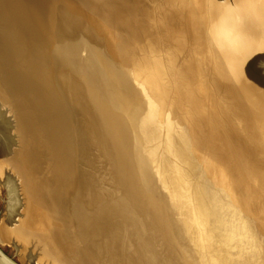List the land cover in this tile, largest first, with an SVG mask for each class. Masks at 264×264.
Wrapping results in <instances>:
<instances>
[{
  "label": "water",
  "instance_id": "1",
  "mask_svg": "<svg viewBox=\"0 0 264 264\" xmlns=\"http://www.w3.org/2000/svg\"><path fill=\"white\" fill-rule=\"evenodd\" d=\"M119 2L122 3L121 6H123V8H125L126 4L130 9L129 11L134 12V18L128 21L132 22V25L134 22V26L136 27L134 33H130L131 27L129 26H124L123 28L119 22L120 19L112 17L109 11L104 15L95 10V8L92 11L90 7H87V3H84L82 6L83 10H86L88 14L94 12V16L96 17L100 14L106 20L104 24L108 30L105 35L108 38L113 39L114 43L117 44L120 49H118V54H113L108 49L105 50L106 57L111 61L110 67H108L107 71H110V73H126L131 77L130 84L134 83L135 86L136 81L142 84L139 76V67H137L139 65L132 63L134 56H128L125 58V55H122L121 41H128V46L131 48H135V44L141 45L143 40L146 37H149L150 34L153 35L154 32L153 29H151L150 32L143 33L140 30L143 29L142 23L137 19L142 17L141 15L143 14V16L149 15V18L155 21L154 25H156V28L154 30L157 35L160 36H156L157 41H159L160 47L170 54L168 58L164 59L165 69L161 70V73L164 71L167 73V76L169 75V82L166 83L164 82L165 80L163 81L162 79V84H165L166 87V94L164 91L166 104L168 106L169 102L172 101L173 106L177 111L182 107H191L186 114L185 110L182 108L181 112H177L176 115H174L176 123L172 121V125L175 127L172 129V133L169 135L168 140L172 147L170 151L171 155H173L175 160L178 162L180 161L181 164L184 165L185 170L183 168L182 171L192 176L193 181L189 185V190L193 192L197 204L199 205L197 207L202 215L200 218L201 221H206V225H208L213 233L214 245L213 248L209 249L210 252H206V255H211L213 264H264V242L260 237L262 235L264 236V232L256 230V226L250 220L249 221L252 225L250 222L249 224L243 223L246 222L244 221L245 217H243L238 209L235 197L232 198L230 192L225 189L223 182L220 180L223 178L221 174L223 173V170L220 169L210 151L205 148V145L200 140L204 129L200 133L194 134L195 129H193L194 125L192 117L198 115V117H196L197 119L205 118L208 122L207 125L209 126V132L212 130L214 132L217 127L220 132L223 131L224 133H228L232 139L241 145H243L242 143L246 144L250 147V152L253 151L250 153L246 149L247 153H250L248 155L251 157L252 161L260 166H264V164L258 163L256 157L260 159L259 155H261L264 159V136L257 138L256 136H253L252 132H247L246 129L245 131L241 130L243 126H240L242 120L239 116L240 112L235 108L234 102H231L227 93V91L231 90L230 87L225 86V82L224 85L218 83L219 80L217 81V74L215 73V69H213L211 62L209 63L208 60L203 57H201L196 64L193 63L192 59L188 60L187 54H184V60L188 62V67H193L196 73H194V77L192 78L193 88L190 90L188 89L190 105H188L189 103L186 105L187 99L181 97L183 93L187 95L184 83L186 81L185 75L188 67H184L185 63L183 65L182 59L176 56V52L172 48V42L166 37L169 35V37L172 38V35L179 36L180 33H183L184 36L183 39H179V41H187V37H192L191 29L196 27L195 25H197L198 22H195L194 17L191 21L188 10V4L190 1L113 0L112 2L110 1L109 5H112V9H114L119 6ZM223 2L224 1L222 0V3ZM225 3L223 6H217V24L213 28V34L214 39H217L219 44L227 51L232 68L234 66L232 63V60L234 59L233 57L238 56L245 59V56L243 51H240L236 46V43H234V40L232 39L233 35L229 28L234 19L235 6H226L227 4ZM83 10H80L79 14L82 17L79 18V22H83ZM206 20L207 17H204L202 23H206ZM80 26L81 25L79 24L77 28L80 29ZM65 29L66 31L70 30L68 27H65ZM226 29L230 30L231 34L227 33V35H225ZM100 31L102 32V30ZM100 31H98L93 25H87L86 29L81 32L86 38H81L80 36L78 40L87 39V35H91L90 38H93L95 41V37L101 38V36L98 35ZM122 32H125V35H123ZM105 35L104 37L107 39ZM119 35H122V37ZM87 40H89V38ZM94 41L91 40V42ZM241 62L244 61L241 60ZM220 69L222 70V67H220ZM220 75L223 79L228 80L229 73L222 72ZM71 77L74 82L76 81L75 84L77 85L75 86L76 95L74 94L73 98H77L78 101L80 95L82 94L81 96H83V93L85 94V92H83V89L77 84L79 80L74 74H71ZM85 87L88 97L90 94L97 95V93H95L97 92L95 91L96 89L92 90L87 86ZM113 87L115 88L114 84ZM136 87L138 90L141 89L142 95L146 98V94L142 91V88L138 85ZM104 93L108 92L105 91ZM24 94L25 93H23L22 96ZM137 94L138 93L136 92V95ZM137 96L139 98V95ZM11 98L14 100L13 97ZM17 100L19 102V98H17ZM197 103H200L199 105L201 106V109H198V114L195 116ZM11 104H15L14 106L19 107L17 102ZM104 105L105 103L101 102L100 106L102 107ZM158 106L160 107V104ZM123 107L125 108V105ZM165 113V116H163L161 109H158V115L161 117L160 119H162V117L166 120L169 119L166 109ZM104 115L108 118L110 125L114 127L111 132L113 137L109 139L106 137L103 145H98L92 140L90 143L94 146L92 159L82 161L84 157L81 155L78 169L80 176L82 175L81 172L92 174L96 187L95 190L99 196L104 195L102 190L106 188L107 191H105V194L107 204L111 205L109 207V215H111L112 218L110 223L111 226L109 225L111 228L108 234L111 233V235L114 234L119 236H111L110 239V237H106L102 234L104 229L103 223L98 224L102 219L97 213H95L96 210L90 209L86 202L79 200L77 205H75V210L78 212L77 215L80 217L81 221H77L76 224L79 226L81 222L83 223V217L88 216L93 223L90 229H93L94 231L91 239H89L85 237L84 232H88L90 229H85L86 227L82 226V229H85L86 231L80 232L76 228L79 241L83 244L84 250L92 255L99 264H124L125 259L127 258L125 254L129 251V246L132 242L131 239L134 241L139 239L138 248L136 249L137 258L133 261V264L148 263L146 258L151 255V252L144 244L147 243V241L152 243L154 249L166 256V258L171 261V264H196L194 258H192V261H186L187 255L184 254L183 250L175 248V236L173 232L176 222L175 219L178 221L177 212L172 210L168 201L164 199L162 200L163 202L160 201L159 198L157 199V195L146 187L147 184L143 180V176L140 172L141 166L139 165L141 160H147L146 155L137 154V152H135V144L131 145L130 143L129 145L130 135L127 132L128 130L126 131L125 114L120 113L117 114V116L108 113L107 115ZM180 121L182 122V126H179L180 124H178ZM214 122L216 124H214ZM105 128L102 129L101 127V132L105 131ZM119 132H125V139L123 136L121 137V133ZM87 137L89 138V135ZM179 142L182 145L181 149H179ZM185 145H187V148ZM256 146L257 149H252ZM259 150L261 151L259 155H253V153H259ZM91 160L93 161V164L90 163ZM260 161L263 162L261 159ZM143 164L146 165L147 163L143 162ZM63 165L59 168L60 172L61 170L67 171L68 165L66 164L65 168H61ZM51 169L52 167L47 165L48 175L50 173L49 170L51 171ZM54 174H57L56 171H54ZM79 177H77L78 181ZM162 181H165L166 183L167 180L165 176L162 178ZM187 182H189L188 179H186V183ZM50 187L53 189L52 184H50ZM172 187H175L174 184H172ZM57 192L59 193L60 191ZM114 196L117 197L115 200H113ZM164 201L167 206L164 204ZM150 205H153L154 207L152 208ZM114 213L118 218L114 219ZM73 220H75L74 217ZM172 221L175 222L173 223ZM117 225H120V228L117 227ZM81 237H85L86 239L83 238L82 240ZM96 238L98 239V242H96ZM142 239L146 240L143 241ZM104 243H106V245H104ZM88 244H90V246ZM103 246L105 249L102 250L101 248ZM174 250H176V254ZM117 254L119 256H117ZM0 256L10 264H17L9 258L1 248ZM106 258H108L109 261H106ZM216 258L218 259L217 262ZM120 259L121 261L119 262Z\"/></svg>",
  "mask_w": 264,
  "mask_h": 264
},
{
  "label": "rangeland",
  "instance_id": "2",
  "mask_svg": "<svg viewBox=\"0 0 264 264\" xmlns=\"http://www.w3.org/2000/svg\"><path fill=\"white\" fill-rule=\"evenodd\" d=\"M90 1L93 2V0H5L9 10L14 12L16 17L26 20L29 27L32 29L38 28L45 21L57 19H65L72 23H81L79 22V18H81L79 13L80 10H83L82 5L87 3V7H89ZM110 1L112 2L113 0H101L100 2L102 3L97 5L95 10L104 15L109 11L112 17L120 19L119 22L123 28L124 26H129L131 27L130 33H133L136 28L134 22L132 25V22L128 21L134 18V12L129 11L130 9L126 4L125 8H123L121 2H119L117 8L112 9V5H109ZM189 1L188 10L191 21L194 17L195 22H198L197 25H195L196 27L191 29L192 37H187L188 41H179V39H183V33H180L179 36H173L171 34L172 38H170L169 35L166 37L172 42V48L175 50L176 56L182 59L183 65L185 63L184 67H188V62L184 60L185 53L188 56V60L192 59L193 63L196 64L197 61L203 57L207 59L209 63L211 62L213 69H215V73L217 76L219 75L218 77L221 81L219 80L218 83L224 85L225 82V86L231 85H229V80L222 79L223 77L220 75L222 72L230 73L231 69L228 53L224 47L219 44L217 39H214L213 34V28L217 24L216 9L219 6H223L226 2V6H235V15L238 16L241 14L238 20L242 24L246 22V18H248V22L255 23L257 26V43L259 47L257 60L258 63H260V68H257V80L259 93L264 97V77H262V75H264V17H262V19L257 17L256 6H254L253 3L255 0H223V3L222 0ZM83 11L85 13L83 16H87L83 18V21L89 20L98 31L102 30L98 35L101 36V40L103 39L102 41H104L103 44L97 45L95 44L96 42L93 43L85 39L88 46H95L97 48L99 46L102 49H108L113 54H118V45L114 43L113 39L105 35L108 30L104 24L106 20L100 14L97 18L92 13L90 15L86 10ZM6 12L7 9L2 10L0 8V27L3 28L11 24V19L6 16ZM244 12L248 14L247 17ZM235 15L234 17H236ZM141 16L145 19L142 17L137 19L142 23L143 29L140 30L142 32L145 31L143 33L150 32L153 26L149 24L150 22L152 24L153 20L149 19V15L143 16L142 14ZM204 17H207V20L206 23L203 24L202 20ZM235 20L234 18L232 23H234ZM143 22L144 24L146 22L147 25H144ZM230 30L233 35L232 39L234 43L237 44L236 33L232 28H230ZM230 30L226 29L225 35H227V33L231 34ZM154 31L155 30H153V32ZM122 34L125 35V32H122ZM119 36L122 37V35ZM156 36L160 37L155 32L153 35L150 34L149 37L143 40L141 45L135 44V48L146 50L150 47H156L163 50V52H167L160 47ZM2 45H4V42H0V52H2ZM124 45L125 40H122L121 47L123 48ZM167 57H169V55H167ZM233 58L237 60L238 56ZM234 59L232 61H235ZM237 63L238 66L236 70L239 71L237 74L242 77H248L247 73H244L241 68L242 63L239 60ZM220 67H222V70ZM26 69L27 68L23 65L14 64L11 54H7L6 57L0 56V142L6 146L10 145L13 149L14 153L12 152V154L14 156L15 166L17 167L14 176L6 172L2 176L0 175V227L4 225L8 226L16 218L25 216L27 219L26 224L27 227H30L29 230L31 234L30 237L27 238V241H24L26 240L25 237V239L18 237H12L8 240L0 239V248L17 264H99L92 255L84 250L83 244L79 241L78 234H76V229L71 228L68 230V217L66 216L68 214V208L61 194L57 192L59 189L56 187L59 180V168L54 164L55 161L53 162L52 158V152H56L43 135L46 123L54 125V115L50 105L38 94L29 89L26 80L28 77L22 74ZM189 69L190 67L187 68V72ZM63 71L69 73L66 68H63ZM192 75L194 76V73H192ZM81 85L82 82L79 86L81 87ZM82 89L83 92L86 90L83 86ZM230 89H232L231 86ZM23 93L25 94L22 96ZM81 95L80 99H82V103L86 107L84 108L87 110L85 113H88L86 115L85 113L83 114L84 118L86 120L88 118L89 120V117H91L90 120L93 121L95 125V134L96 129L101 132V119L97 116L98 113L94 106L91 105L87 94L83 93L86 97ZM11 97H13L14 100ZM17 98H19V102ZM86 100L88 101L87 104ZM13 102H17L19 107L14 106L15 104H11ZM78 106L80 109L83 107L82 104ZM90 106L92 107L88 109ZM4 142H6V144ZM234 143L239 144L235 140ZM228 149L230 150V148ZM244 150L247 153L245 148ZM230 151L232 152L231 157L228 158L225 169H222L223 173L221 174L223 178L220 180L223 182L225 189L230 192L232 198L235 197L238 209L243 217H245L244 221L246 222L243 223L249 224V222L252 221L256 226V230L264 232V227H262L264 226V188L260 184L257 186V182H253V180H242L241 173H239L236 168L233 169V166L235 167V161L239 163V159L233 155L234 152L232 150ZM245 155L249 159V162L251 161L250 164L253 163L248 153ZM66 160V164L68 165V159ZM256 161L260 164H264V159L262 162L256 157ZM77 162L78 164L80 163L79 158ZM47 165L52 167V172L49 170V175L47 173ZM259 170L262 172L259 179L264 182V171H262L264 170V166L259 167ZM54 171H56L57 174H54ZM251 181L253 182V186L251 185ZM50 184H52L53 189L50 187ZM251 188L254 189V192ZM116 198L117 197L114 196L113 200ZM260 207L263 209L262 213H259L260 209L258 210V208ZM116 218L118 217L115 214L114 219ZM260 237L264 242V236L262 235ZM70 238L72 239V252L74 254L68 251ZM138 240L139 239L134 241L131 239L132 242L129 246V251L125 254L127 258L124 264H133V261L137 258L136 249L138 248ZM76 254L78 259L80 258L78 255L82 257L80 258V263L76 261V259H73V255ZM40 258H43V261H41ZM1 259L5 261V259Z\"/></svg>",
  "mask_w": 264,
  "mask_h": 264
},
{
  "label": "bare ground",
  "instance_id": "3",
  "mask_svg": "<svg viewBox=\"0 0 264 264\" xmlns=\"http://www.w3.org/2000/svg\"><path fill=\"white\" fill-rule=\"evenodd\" d=\"M100 1L101 0H93V2L90 1L89 7L91 8L92 11L94 10V8L96 9L97 5L102 3ZM0 2H1L0 8L2 10H6L7 9V3L5 2V0H1ZM253 3H254V6H256L257 17H260L262 19V17H264V0H255V2H253ZM92 14L94 15V12ZM235 14L236 13L234 12V15ZM80 17H82V16H80ZM85 17H87V16L86 15L83 16V18H85ZM139 20H141V19H139ZM146 22H145V24H146ZM63 23H65V22H63ZM47 24H49V22ZM143 24H144V22H143ZM154 24H155L154 20L152 21V24H151V22L149 24V25L153 26L152 27L153 30L156 28V25H154ZM25 25H28V23ZM50 27H51V25H50ZM71 27L72 26H70V28ZM80 27H82V26H80ZM84 27H85V25H84ZM7 28H10V27L8 26ZM25 28H27V27H25ZM24 31H26V30L24 29ZM62 32L66 33L65 30H62V31L60 30L59 36L57 35V36L53 37L51 39V41L49 39L45 40V45L42 46V49H40V50H36L35 45L33 43H31L27 47V52L24 53V51L22 49L20 50L21 45L20 46H19V44H17V46L14 45L13 49L17 47L16 48L17 51L14 49L15 51H14V54L11 55V58L13 59V62L16 65H23L27 69L30 66V68H32V70H33L32 74L35 76L36 82H37V80L39 82H42V84L47 88L46 92L43 95H41L39 93L40 91L34 90V89H37L34 87V84L33 85L30 84L31 81H29V85H28V81H27V85L29 86V89L32 92L38 94L41 98H43L44 101H46V103L48 105H50V107L52 109L55 123H54V125H52L50 123H46L45 128L47 131V137H48V141L50 143V146L56 152V153L52 152L53 162L55 161L54 164H56L59 168L63 164L66 165V162H67L66 159H68L67 169L69 168L70 164H72L70 167L71 173L68 175L70 178H68V179L71 180L70 183L73 182V188H72V192H69V193L71 194V196L73 198L76 195H78L79 200L86 202L90 209L96 210L95 213H97L99 215V217L102 219V221L98 222V224L103 223L104 229H103L102 234H104L106 237H110V239H111V236H114V237L119 236V235L116 236L114 234L111 235V233L108 234V232L110 231V228H111L110 223H111L112 218H111V215H109V213H110L109 207L111 205L107 204V198H106V194H105V191H107L106 188H104L102 190L104 195L99 196L95 190L96 187H95V182H94L92 174H90L88 172H85V173L81 172L82 175L81 176L79 175V169H78L79 164L77 162V159L79 158V160H81V155H83V157H84L82 161H87V160L92 159V151L94 149V146H92L90 144L92 140H94V142L97 143L98 145H101V144L103 145L104 144L103 142H105L106 137L108 139L113 137L111 132H112V129L114 127H112L110 125V123L108 122V118L105 117L104 114L107 115L108 113H110V114L117 115L120 113H124L125 114L126 131L128 130L127 132L130 135L129 136V138H130L129 145H130V143H131V145L135 144V152H137V154H139V155L140 154L146 155L147 160H144V161L141 160V162H139V165L141 166L140 167L141 175L143 176L144 182L147 184L146 187L149 190H151L153 193H155L157 195V199L159 198L160 201H162L163 199L168 201L172 210L174 212L175 211L177 212L178 221H177V219H175L176 222L174 221L175 222V228H174V232H173V234L175 236L174 237V239H175L174 244L176 245L175 248L183 250L184 254L187 255L186 261H188V262L192 261V258H194V261L196 262V264H213V261L211 260V255L210 254H208V256L206 255V252H210L209 249L213 248V245H214L213 233H212V230L209 229L208 225H206L207 222L201 221L200 218L202 217V215L199 212L198 207H197L199 205L197 204V200H196L195 196L193 195V192L191 190H189L190 189L189 185L193 181L192 176H190V175H188L182 171V169L184 168V165H182L180 161L178 162L177 160H175L173 155H171V152H170L172 147L170 145L168 137H169V135H171L172 129L175 127L172 125L173 122L176 123L174 120V115H176L177 112H181L183 107L177 111V109L174 108L172 101L169 102L168 106L166 104V100L164 97V91H165L166 87H165V84L164 85L162 84L163 83L162 79H163V81L165 80L164 82L167 83L169 81V75L167 76V73L164 71H163V73H161V70L165 69L164 61L161 63L163 66L157 62L149 61L151 64H153V65H149V67L150 68H157V69H153V70L150 69V70H152L151 72L141 74L140 68L146 67L143 64H145L146 61H148V59H146V58L142 57V55L140 56L136 53L138 51L142 52L143 50L141 48H138V49L137 48H131L130 46H128V41L125 42V45L122 48V53H123L122 55H125V52L131 53V56H134L133 57L134 59L132 60V62L139 65L137 67H139V72H140L139 76H140V81H142V84L139 83L138 81H136V86L138 85L142 88V91L146 94V98H145L141 93V89L138 90L137 87L134 85V83L130 84V78L131 77L129 75H127L126 73L125 74L110 73V71H107L108 67H110L111 61H109V59L106 57L107 55L105 53L104 48L103 49L101 47L98 48V50L100 51V55H102V59L103 60L105 59L104 61H97L96 60L97 55L94 58L93 54H85V56L82 57L79 47L77 49H75L72 53L64 51L66 49L62 46H66V43H65L66 40L64 37H62ZM143 32H145V31H143ZM154 32L156 33V31H154ZM17 40H19V39H17ZM91 40H93V39H91ZM99 40H100L99 45L103 44V42H104V41H102L103 39L101 40V38H99ZM18 48H19V51H18ZM59 51H61V52H59ZM38 52H40L41 57L45 56V53L47 52L49 58L53 59V60H55V53L56 52L58 53V60L60 61V68L62 70H63V68H66L69 73H57V75L59 76V74H60L59 77H60L61 86L63 85L64 89L68 90L67 93H70L72 97H74L73 96L74 94L76 95V87L75 86H77V85L75 84L76 81L75 82L73 81L71 74L72 75L74 74V76L80 82H82L81 88H82V86H83V88L85 86H87L88 88H90L92 90L96 89L95 91H97V92H95V93H97V95L90 94L88 99L90 100V102L92 101L95 104L94 105L91 102V105L94 106L96 112L98 113L97 116L101 117L100 122H101L102 129L106 127L105 131L99 132L98 129H96V134L94 133L95 125L93 124V121L90 120L91 117H89L90 118L89 120H88V118L86 120L84 118V115H83L85 113V111H87V110H85L86 107L85 108L82 107L80 109L78 106V105H80L79 102L83 105L82 99H80L78 101H77V98L74 99V108H73L74 110L71 112H69L70 106H68V105H62L64 108V109H62L61 107L60 108L58 107V104L56 106L55 103H52V102H54L52 100H54V98H55V97H53L54 94L57 96L56 89H54L55 92L53 90V87H57L56 80L49 73H48L49 75L47 73H40L38 71V69H36V71H34L35 69H33V62H31L32 59L31 58L29 59L30 54H37L38 55ZM156 52L160 53L164 57V59L168 58L167 55L170 56L169 53L163 52V50H160V49H158ZM258 52H259V47H258ZM138 56L140 58H143V59H140ZM257 57H258V55H257ZM37 66H40V65H37ZM237 66H238V64H237ZM258 67L260 68V63H258L257 68ZM28 70H30V69H28ZM154 72H157V74ZM150 73H154V75L151 76ZM24 74H26V73H24ZM248 76L252 81V76L250 73L248 74ZM185 77H186V79H185L186 81L184 83L185 86H184V84H183V86L186 89L187 95H185L183 93L182 96H184L187 99L186 105L188 103H189L188 105H190V97L188 95V89L190 90L193 88L192 78L194 77L191 73V67L188 70V72L186 73ZM262 77H264V75H262ZM242 79L243 78L241 77V75L237 74L236 72L235 73H229L228 80H229V85L231 84L230 86L232 87V89L229 90V88H228L229 91H227V93H228L229 98L231 99V102H234L235 108L240 112L239 116L244 121V123H242V126L245 127V124H246L245 120L247 118V115H248V113L251 114L252 110L250 112H249V110H246V111L240 110V105H239V102H241L240 97L247 93L244 90L245 88L243 89V87H241ZM244 79H246V78H244ZM218 80H220V78ZM183 81H184V79H183ZM80 82H78L77 84H80ZM244 82H246V81H244ZM248 83L249 82H247V84ZM113 84L115 85V88L113 87ZM248 88H247V91H248ZM84 89H86V88H84ZM250 89H252V88H250ZM105 91L108 93H104ZM84 92L86 94V90ZM136 92L138 93L137 95H139V98L136 95ZM111 93H112V95H111ZM165 94H166V91H165ZM84 97H86V96H84ZM59 98H57V99H59ZM55 101H56V99H55ZM87 102L88 101L86 100V104H87ZM101 102L105 103V105L102 107L100 106ZM59 103H60V101H59ZM52 104H54L57 108L55 109ZM159 104H160V107L158 106ZM199 104L200 103L196 104L197 110L201 109V106ZM124 105H125V108L123 107ZM66 107H67V109H66ZM91 107L92 106L88 107V109ZM141 108H142V110H141ZM159 108L161 109L163 116H165V114H166L165 109L167 110V115L169 118L168 120L164 119L163 117H162V119H160L161 117L158 115V109ZM186 108H183L185 110V114L188 112V110H190L191 107H189V108L186 107ZM70 109H72V108H70ZM83 109H84V111H83ZM253 110L255 112L259 111L257 108H255ZM90 113H91V111H90ZM86 114H88V113H85V115ZM260 115L262 117V115H264V114L262 113ZM196 117H198V116H196ZM196 117H194V116L192 117V122L194 125L193 129H195L194 134L200 133L201 131H203V129H204L203 122L204 121H206V123L208 124V122L205 118L197 119ZM255 117H257V116H255ZM199 120L201 121V123ZM258 121H260V120H258ZM261 121H262V118H261ZM261 121L259 123H261ZM178 124H180L179 126H182L181 121ZM176 129H177V125H176ZM70 130H71V132H69ZM2 132H3V130H2ZM59 132H60V134H59ZM217 132H218V130L215 129L214 132H211L208 135L210 136V138L211 137L213 138V141H216V138H217V140L221 141V143H223V141H224L226 145L225 144H223V145H225L224 148H226V149H224L222 146L220 147L217 144H215L211 147H208L209 143H207L206 131L204 129L200 140L205 145V148L207 150H209L210 152H212L213 154H216V155L219 154V152H220L221 156L219 157V159H220L221 163L226 165V166H227L228 158L231 157V154H232V152L230 150H232L234 152L233 155H235L239 159V164H240L241 170L243 171V177H244L245 181L254 180L255 178H253V177L256 173H258V175L261 176L262 172L260 170L257 172V169H259V167H261V166L256 164L254 161H253V163L255 164V166L253 163L250 164L251 161L249 162V159L245 155L247 153L245 152V150L243 148L245 146L241 145L242 147H240L238 144H235L234 139H231V137L228 133H224L222 131L221 135L219 136V133H217ZM119 133H121V137L123 136V138L125 139V132L124 133L119 132ZM84 134L86 135V137ZM88 135H89V138L87 137ZM103 138H104V140H103ZM4 143L6 144V142H4ZM161 143H162V145H161ZM181 147H182V145L179 142V149H181ZM185 147L187 148V145H185ZM228 148H230V150ZM252 149H255V147ZM10 150H12L10 145L6 146V145L1 144V142H0V160H3L2 157L5 158L6 155L9 154ZM167 152H168V155H167ZM252 152H250V153H252ZM250 153H248V154H250ZM253 155H256V153H253ZM212 156H214V155H212ZM224 157L227 160H224L223 159ZM217 158H218V155H217ZM259 158L261 160H263L262 156H259ZM143 162H145L147 164L144 165ZM58 163H59V165H58ZM90 163L93 164V161L91 160ZM76 164H77V167H76ZM65 165H63V167H65ZM224 169H225V166L223 167V170ZM184 170H185V168H184ZM262 171H264V170H262ZM64 176L67 177V175H64ZM164 176L167 180L166 183H165V181H162V178ZM77 177H79V181H78ZM184 177L186 179H188L189 182L186 183V179ZM59 178H60V174H59ZM185 183H186V185H185ZM172 184H174V186H175L174 188L172 187ZM263 188H264V182H263ZM263 191H264V189H263ZM71 196L68 195L69 198ZM97 198H98V200H97ZM63 201H64L66 206L71 202V200L66 199V197L63 198ZM164 204L166 205L165 201H164ZM150 206L152 208L154 207L153 205H150ZM152 208H149V209H152ZM77 213L78 212H76V214ZM82 220H83V223L81 222L79 226L76 225L78 231L84 232V231H86L85 229H90V227H92L93 223L90 221V218H88V216H84ZM260 220H261V218H260ZM77 221H81L80 217L78 215H76V217H75V222H77ZM20 225H21L20 218H16L8 226H5V225L1 226L0 227V239H1V237H2V239H6V240H8L12 237H16V238L17 237H20V238L25 237L26 240H24V241H27V234H26V232H23L21 234ZM82 226L86 227V228L82 229ZM70 227H71V225H70ZM70 227L68 226V230L71 229ZM117 227L120 228V225H117ZM262 227H264V226H262ZM84 233H85V237L91 239L92 235L94 234V231H93V229H90L88 232L86 231ZM85 237H81L82 240H83V238L86 239ZM28 238H29V236H28ZM142 240L145 241L146 239L145 240L142 239ZM70 242L71 243H69L68 251L70 253L74 254L72 252V247H73L72 240ZM96 242H98L97 238H96ZM120 242H122V241H120ZM144 244L146 245L148 250L151 252V255L148 258H146L148 263H145V264H171V261L169 259H167L166 256H164L162 253L158 252L156 249L153 248V245L151 242L147 241V243H144ZM88 245L90 246V244H88ZM101 245H102V243H101ZM104 245H106V243H104ZM101 249L102 250L105 249L104 246ZM174 251L176 254V250H174ZM117 256H119V255L117 254ZM73 257L77 258V255H73ZM78 257L82 258L80 255H78ZM1 258L2 257L0 256V264H9L8 261H6V260L4 261ZM197 258L199 259V261ZM40 259H41V261H43V258H40ZM79 259H78V262L79 261L81 262V259L80 260ZM106 261H109V259L106 258ZM120 261H121V259L119 260V262ZM214 261H215V258H214ZM217 261H218V259L216 258V262Z\"/></svg>",
  "mask_w": 264,
  "mask_h": 264
},
{
  "label": "crops",
  "instance_id": "4",
  "mask_svg": "<svg viewBox=\"0 0 264 264\" xmlns=\"http://www.w3.org/2000/svg\"><path fill=\"white\" fill-rule=\"evenodd\" d=\"M245 15L247 17L248 14L245 13ZM6 16L11 19V24L8 25L10 28H7L8 26H5V28L0 27V32H1L0 33V35H1L0 36V42H4V45H2V47H1V50H2V52H0V56L1 57L2 56L3 57H6L7 54H11V55L14 54V51L16 50L17 47L14 48L15 49L14 50L13 49V46L14 45L17 46V44H19V46L21 45L20 46V50L22 49L24 51V53L27 52V47L31 43H33L35 45L36 50H40V49H42V46L45 45V40H48L49 39L51 41V39L53 37H55L57 35L59 36L60 30L61 31L62 30H65L66 31L65 27L67 26L70 30L69 31H66V33L65 32H62V37H64L65 40H66V42H65L66 43V46H62V47H64L66 49L64 51H67V52L72 53L75 49H77L79 47L80 48V53H81L82 57L85 56V54H93V57L94 58L97 55V58H96L97 61H104L105 60V59L103 60L102 59V55H100V51L98 50L99 46H98V48L95 47V46H88V43L85 42V39L78 40V38L80 36H81V38H86V36L83 35V33H81V32L83 31L82 28L86 29L87 25L88 26H92V23L89 20H85V21L79 23L82 26V27H80V29L77 28V26L79 25L78 23H72L70 21L68 22L65 19H57V20H53V21H45L46 24L43 22V24H41L38 28H36L34 30L31 27H29V25H25V24H27L26 20H24L23 18H20V17H16V15H14V12H12L11 10H9V7H7ZM235 16H236V17H234L236 19L235 20V23H232L229 27L232 28L235 31V33H236V41H237L236 46L238 47V49L240 51H243V54L245 56V59H243L242 57H238L237 60L232 61V63L234 64V66L231 68V65H230V69H231L230 72H232V73H235V72L236 73H239V71L236 70V67H237V64H238L237 62H238V60L240 62H241V60H243L244 62H241L242 63L241 68L243 69V72L244 73H248V74L250 73L251 76H252V81L249 78L248 74H247L248 77H242L241 76L243 78L242 81H241V87H243V89L245 88L244 90L247 93L244 94L245 96L243 95V96L240 97L241 102H239V105H240V110H244V111L249 110V112L252 110L251 111V114L248 113L247 118L245 120L246 121L245 129L247 130V132H250V133L252 132L253 133V136H256V137L257 136L258 137H260V136L262 137V136H264V117H263L264 115H262V117H261L260 114H262V113L264 114V98L262 97V94L259 93L260 91H259V85H258V80H257L258 79L257 78V74H258L257 73V66H258V60H257L258 59V57H257V55H258L257 54L258 53V43H257V40H258V30H257V26H256L255 23H251V22H248L247 21L248 18H246V22H244L242 24L238 20L239 19L238 17H240L241 14H239L238 16L237 15H235ZM48 22H49V24H47ZM63 22H65V23H63ZM50 25H51V27H50ZM84 25H85V27H84ZM70 26H72V27L70 28ZM25 27H27V28H25ZM24 29L26 31H24ZM71 37H73V38H71ZM90 37H91V35H87V39L89 38V40L91 41V39H93V38H90ZM5 38L6 39L8 38V39L6 40ZM16 38L19 39V40H17ZM95 39H96L95 41L93 39V41H94L93 43L96 42L95 44L98 45L100 43V40H99L98 37H95ZM142 50H143L142 52L138 51L136 53L138 55H140V56L142 55V57L148 59V61H146V63L143 64L146 67L140 68L141 74H145L147 72H151L153 69H157V68H150L149 65H153V64H151L149 61L157 62L160 65H162L161 63L164 61V57L160 53L156 52L158 50L156 47H150V48H147L146 50L145 49H142ZM18 51H19V48H18ZM47 52L45 53V56H43V57H41L40 52H38V55L37 54H30L29 55L30 56L29 59L30 58L32 59L31 62H33V69H35L34 71H36V69H38V71L40 73H47V74L49 73L56 80L57 87H53V90L56 89L57 96L54 94L53 97H55V98H54V100H52V101H54L52 103H55L56 106L58 104V107L59 108L61 107L62 109H64L62 105H68V106H70V108H72V109L69 108V112H71V111L74 110L73 108H74V99L75 98H73L70 93H67L68 90H65L64 89V86L63 85L61 86V84H60V77H59L60 74L58 76L57 73H65V72L60 68V61L58 60V53L57 52L55 53V60H53V59H50L49 58ZM59 52H61V51H59ZM128 56H131V53H126L125 52V58H127ZM140 59H143V58H140ZM132 63L135 64L134 62H132ZM37 65H40V66H37ZM28 69H30V70H28ZM28 69L25 70L26 72H23L22 73L23 75H27L29 77L28 78L29 80L27 79L28 85H29V81H31L32 83L30 82V84H32V85L34 84V87L37 88V89H34V90L40 91L39 93L41 95H43L46 92L47 88L42 84V82H39L38 80L36 82L35 76L31 73L33 70H32V68H30V66L28 67ZM150 69H152V70H150ZM24 73H26V74H24ZM154 73L157 74V72H154ZM154 73H150V75L153 76ZM191 73H196L195 70L193 69V67H191ZM244 78H246V79H244ZM244 81H246V82H244ZM247 82H249L251 85L249 83H248L249 84L248 85ZM246 87L247 88L249 87L248 88V91H247V88ZM250 88H252V89H250ZM54 92H55V90H54ZM182 97L185 98L184 96H182ZM57 98H59V99H57ZM55 99H56V101H55ZM59 101H60V103H59ZM79 104L81 105L80 102H79ZM52 105L54 106L55 109L57 108L54 104H52ZM82 106L85 107L84 105H82ZM255 108H257L259 111H256L255 112L253 110ZM66 109H67V107H66ZM197 111L198 110H196L195 115L198 114ZM255 116H257L258 118L255 117ZM261 118H262V121H261ZM258 120H260L261 123H259L260 121H258ZM242 123H244L243 120H241V125L240 126H242ZM203 124H204L203 127H204V129L206 131V140H207V143H209L208 147H211V146L217 144L220 147L222 146L224 148L225 145H226L225 142L223 141V143H221V141L217 140V138H216V141H213V138L212 137L210 138V136L208 135L209 133L213 132V130L211 132H209V129H208L209 126L207 125L206 121H204ZM214 124H216V123L214 122ZM215 129L218 130L217 133H219V136H220L221 135L220 130L217 127ZM243 129H244V127L241 130L242 131H245V129L244 130ZM69 132H71V130ZM59 134H60V132H59ZM43 135H44V138L48 140L46 128H44V130H43ZM263 143H264V140H263ZM223 144H225V145H223ZM242 144H243L242 146H245L244 147L245 149H247V150L250 151V147H248L244 143H242ZM238 145L240 147H242L240 143ZM256 147H255V149H257ZM224 149H226V148H224ZM12 152H13V149L10 150L9 154H7L5 158L2 157L3 160H0V175L1 176H2V174H5V172L6 173H9L10 175H13L14 176L15 175V172L17 171V167L15 166L14 156H13ZM258 152L259 153H257L256 155H259L261 153L260 150ZM210 153H211V155H214L213 156L214 158H216L215 159V162L218 164V166L220 167V169H223V167L225 165L222 164L221 161H220V159H219V157L221 156L220 155V152H219V154H217L218 155V158H217V155L216 154H213L212 152H210ZM259 156H261V155H259ZM223 159L224 160H227L225 157ZM58 165H59V163H58ZM71 165L72 164H70V166L67 169V171L66 170L65 171L62 170L60 172V170H59L60 178H59V180H58V182L56 184V187H57V189H59L58 191H60L59 194H61L62 198H65L66 197V199L71 200V202L67 205V208H68L67 209L68 214L66 215L68 217L67 218L68 219L67 226L70 227V225H71L70 228L76 229L77 228L76 227L77 224H76L75 220H73V217L75 219V217L77 215L76 214V210H75V205H77V202L79 201V199H78V195H76L73 198L71 196V194L69 193V192H72V188H73V182L70 183L71 180L68 179V178H70L68 175L71 173L70 172ZM62 168H65V167H62ZM235 168L237 169V171H239V173H241L240 175L242 176V180H244L243 173H242L243 171L241 170V167H240L239 163H237L236 161H235V167L233 166V169H235ZM258 171H259V169H257V172ZM64 175H67V177L64 176ZM259 177L260 176L258 175V173H256L254 175V177H253V178H255L253 180V182L255 181V182H257V184H256L257 186H259V184H260L263 187V181H261L259 179ZM253 182L251 183L252 186H253ZM59 183H60V185H59ZM251 190L254 192V189L253 188H251ZM68 195H70L71 197L69 198ZM258 210H259L260 213H262V211H263V209H261V207L258 208ZM20 220H21V225H20V232H21V234L23 232H26L27 238H28V236L30 237V235H31L30 234V230H29L30 227H27V224H26L27 223L26 222L27 219L25 218V216H23V217L20 218ZM76 234H78V231H77ZM18 238H20V237H18ZM1 239H2V237H1ZM71 240L72 239L70 238V241ZM73 259H76V261H78V258H74L73 257Z\"/></svg>",
  "mask_w": 264,
  "mask_h": 264
}]
</instances>
